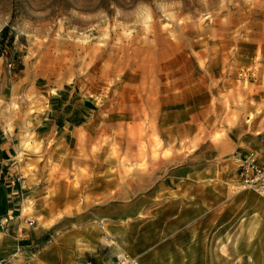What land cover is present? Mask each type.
<instances>
[{"label": "rangeland", "instance_id": "obj_1", "mask_svg": "<svg viewBox=\"0 0 264 264\" xmlns=\"http://www.w3.org/2000/svg\"><path fill=\"white\" fill-rule=\"evenodd\" d=\"M4 28L0 124L17 134L24 227L33 211L51 247L74 216L85 252L186 262L169 242L176 184L229 186L264 158V0H0ZM31 176L42 202L26 206ZM255 195L257 241L234 245L256 259L210 264H264Z\"/></svg>", "mask_w": 264, "mask_h": 264}, {"label": "crops", "instance_id": "obj_2", "mask_svg": "<svg viewBox=\"0 0 264 264\" xmlns=\"http://www.w3.org/2000/svg\"><path fill=\"white\" fill-rule=\"evenodd\" d=\"M12 127L0 124V260H13L17 256L13 264L28 261L32 264H75L84 260L113 264L122 254L121 245L108 249L104 245V254L101 253L102 246L100 248L97 245V249L91 252H85L77 246L81 243L77 239L84 236L81 224H77L79 218L77 220L68 215L67 217H72V222L70 218L58 221V226L72 228L59 230L57 244L51 247L47 245L49 235L45 236L34 228L39 216L33 211L27 220L31 219L34 225L24 227L20 211V184L15 174L17 134L14 133L15 126ZM260 164H264V158L260 160ZM177 175L173 178H182ZM236 175L229 186L178 187L176 184L175 199L172 200L175 210L169 220V242L183 247L186 262L180 261L181 256L176 251L178 261L165 262L166 259L159 254L158 258L153 256L154 263L193 264L192 260L195 259L200 260L196 264H210V260L256 259L257 252L252 245L243 251L241 247L237 249L234 245L257 241L258 197L250 191L236 193L233 188ZM36 179L38 178L31 176L24 181L23 197L26 206L28 203L34 205L42 202L41 197L38 198L35 194Z\"/></svg>", "mask_w": 264, "mask_h": 264}, {"label": "built area", "instance_id": "obj_3", "mask_svg": "<svg viewBox=\"0 0 264 264\" xmlns=\"http://www.w3.org/2000/svg\"><path fill=\"white\" fill-rule=\"evenodd\" d=\"M13 67V62L9 61L6 68L10 73ZM236 193L250 191L258 196L264 197V164L256 163L253 159L244 160L238 168L236 175V182L233 185ZM28 227L34 225L33 221L27 222ZM23 264H32L31 262H24ZM75 264H105L96 263L91 260L78 261ZM113 264H138L136 259L128 256L119 257Z\"/></svg>", "mask_w": 264, "mask_h": 264}, {"label": "trees", "instance_id": "obj_4", "mask_svg": "<svg viewBox=\"0 0 264 264\" xmlns=\"http://www.w3.org/2000/svg\"><path fill=\"white\" fill-rule=\"evenodd\" d=\"M7 36V29L4 28L0 33V45L3 44V42L6 40Z\"/></svg>", "mask_w": 264, "mask_h": 264}]
</instances>
